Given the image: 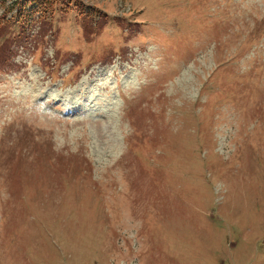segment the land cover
I'll return each instance as SVG.
<instances>
[{"label": "rangeland", "instance_id": "374dc122", "mask_svg": "<svg viewBox=\"0 0 264 264\" xmlns=\"http://www.w3.org/2000/svg\"><path fill=\"white\" fill-rule=\"evenodd\" d=\"M17 2L0 264H264V0Z\"/></svg>", "mask_w": 264, "mask_h": 264}, {"label": "trees", "instance_id": "16d2710c", "mask_svg": "<svg viewBox=\"0 0 264 264\" xmlns=\"http://www.w3.org/2000/svg\"><path fill=\"white\" fill-rule=\"evenodd\" d=\"M58 2L59 0H18L15 5L18 11L17 20L23 21L24 25H31L37 14H40V18L48 12L54 14ZM64 2L65 0H62L63 4Z\"/></svg>", "mask_w": 264, "mask_h": 264}, {"label": "bare ground", "instance_id": "6f19581e", "mask_svg": "<svg viewBox=\"0 0 264 264\" xmlns=\"http://www.w3.org/2000/svg\"><path fill=\"white\" fill-rule=\"evenodd\" d=\"M108 72L111 73V75H112V74L114 73V68L110 69ZM108 72H107V73H108ZM101 73H102V74H107V73L102 72V70H101ZM34 76H35V75H34ZM35 77H37V76H35ZM31 79H32V78H31ZM37 82H38V81H37ZM29 88H30V87H26L25 90H28ZM31 88H32V87H31ZM79 88H80V87H79ZM33 90H34V91H33V94H32L33 101H32V103H30L31 108H34V109H35V107L38 105V103H40V102L38 101V99H37V98H39L40 96H42V95L45 94V97H46V98H44V99H45L46 101H48L47 98H50V97H51L50 94H49V91H46V92H44V94H43L42 89H41L40 86H39V87H38V86L34 87ZM26 94H27V93H26ZM55 94H56V96H57L58 98H67V97L69 96V94H68V95L65 94L64 97H61V96L59 95L58 91L55 92ZM40 104H45V103H40ZM50 105H54V104H51V100L47 102V107H50ZM38 107H39V105H38ZM43 115H45V116H47V117L55 118V117H53L51 114H48V113L43 114Z\"/></svg>", "mask_w": 264, "mask_h": 264}]
</instances>
